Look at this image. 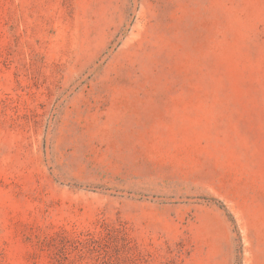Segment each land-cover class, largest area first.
<instances>
[{
    "label": "rangeland",
    "instance_id": "rangeland-1",
    "mask_svg": "<svg viewBox=\"0 0 264 264\" xmlns=\"http://www.w3.org/2000/svg\"><path fill=\"white\" fill-rule=\"evenodd\" d=\"M0 264H264V0H0Z\"/></svg>",
    "mask_w": 264,
    "mask_h": 264
}]
</instances>
